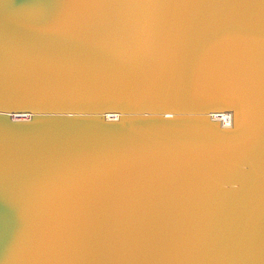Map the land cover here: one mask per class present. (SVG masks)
Returning <instances> with one entry per match:
<instances>
[{"label": "water", "instance_id": "95a60500", "mask_svg": "<svg viewBox=\"0 0 264 264\" xmlns=\"http://www.w3.org/2000/svg\"><path fill=\"white\" fill-rule=\"evenodd\" d=\"M0 264H264V0H0Z\"/></svg>", "mask_w": 264, "mask_h": 264}, {"label": "bare ground", "instance_id": "6f19581e", "mask_svg": "<svg viewBox=\"0 0 264 264\" xmlns=\"http://www.w3.org/2000/svg\"><path fill=\"white\" fill-rule=\"evenodd\" d=\"M19 118H26V117L22 116V117H19ZM215 118L221 120L224 124L226 123V125L229 122V119L226 116L219 115V116H215Z\"/></svg>", "mask_w": 264, "mask_h": 264}]
</instances>
